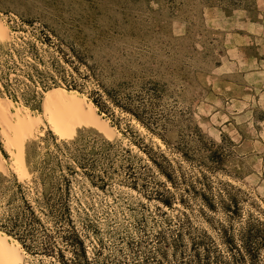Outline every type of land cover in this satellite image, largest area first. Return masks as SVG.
Here are the masks:
<instances>
[{"label":"rangeland","instance_id":"rangeland-1","mask_svg":"<svg viewBox=\"0 0 264 264\" xmlns=\"http://www.w3.org/2000/svg\"><path fill=\"white\" fill-rule=\"evenodd\" d=\"M0 20L12 34L0 40V101L39 116L61 87L117 131L62 140L40 126L22 180L0 132V208L16 183L50 172L93 264H158L181 223L187 243L214 236L229 216L221 199L237 203L235 228L264 223V0H0ZM11 242L23 264H64Z\"/></svg>","mask_w":264,"mask_h":264},{"label":"trees","instance_id":"trees-1","mask_svg":"<svg viewBox=\"0 0 264 264\" xmlns=\"http://www.w3.org/2000/svg\"><path fill=\"white\" fill-rule=\"evenodd\" d=\"M69 87L78 89L76 85ZM92 93L99 94L96 91ZM95 101L101 111L109 110L105 103ZM111 101L130 111L116 100ZM64 144L68 145L66 142ZM50 156L47 153V161H50ZM54 184L52 174L47 171H42L39 178H34L32 185L16 183L12 200L0 208V231L18 240L33 256L56 257L64 264H93L95 259L88 257L84 239L54 202ZM29 194L32 199H27ZM221 200L222 209L229 216L225 221H218L215 235L204 232L199 236H191L190 243H187L182 229L184 224H179L177 234L160 254L158 264H258L264 249V223L249 216L235 228L232 220L237 212V203ZM167 204L170 203L167 201ZM209 206L217 209L216 204ZM68 251L72 256L65 260Z\"/></svg>","mask_w":264,"mask_h":264},{"label":"bare ground","instance_id":"bare-ground-1","mask_svg":"<svg viewBox=\"0 0 264 264\" xmlns=\"http://www.w3.org/2000/svg\"><path fill=\"white\" fill-rule=\"evenodd\" d=\"M11 31L0 20V40L11 38ZM10 101H0L1 136L6 151L12 156L13 169L19 179L29 176L25 162V143L34 138L40 126L49 127L60 139H71L80 128H94L108 140L117 136V131L99 113L95 105L74 92L61 87L45 93L43 113L34 116L29 110L11 111ZM39 134V133H38ZM6 160L0 153V172H7ZM25 255L20 245L11 242V237L0 234V264H23Z\"/></svg>","mask_w":264,"mask_h":264}]
</instances>
